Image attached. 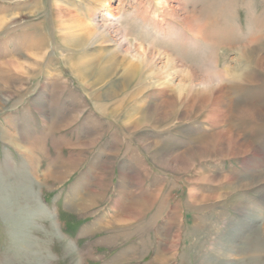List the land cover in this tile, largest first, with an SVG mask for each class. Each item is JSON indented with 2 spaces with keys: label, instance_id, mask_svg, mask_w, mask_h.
Instances as JSON below:
<instances>
[{
  "label": "rangeland",
  "instance_id": "374dc122",
  "mask_svg": "<svg viewBox=\"0 0 264 264\" xmlns=\"http://www.w3.org/2000/svg\"><path fill=\"white\" fill-rule=\"evenodd\" d=\"M63 1L68 22L96 26L85 51L91 92L65 66L64 35L78 29L58 20L55 2L0 0V264H264V120L235 117L239 107L264 108V71L242 52L264 54V0ZM109 30L113 41L102 39ZM134 48L170 55L196 76L190 105L138 121L135 134L122 119L175 97L180 75L167 77L166 59L144 63ZM113 54L122 67L109 83L101 65ZM214 72L236 77L223 83L226 121L252 153L211 148L190 173L161 167L153 152L196 150L221 130L205 116L221 101L202 105ZM104 85L124 90L93 102ZM202 171L258 184L231 196L226 184L192 182Z\"/></svg>",
  "mask_w": 264,
  "mask_h": 264
},
{
  "label": "bare ground",
  "instance_id": "6f19581e",
  "mask_svg": "<svg viewBox=\"0 0 264 264\" xmlns=\"http://www.w3.org/2000/svg\"><path fill=\"white\" fill-rule=\"evenodd\" d=\"M52 1L55 2L53 6L56 7L55 11H56V14H57L56 17H58V20L60 22H62L63 25L67 26V29H71V30H73V29L77 30L78 29L77 35H74V34L64 35V39H65L64 48L67 50V52H70V53H68L67 57H65V60H64L65 66L69 70L70 74L75 77V79L80 84V86L82 88L86 89L88 92H91L93 88L98 87V84L95 83L90 77L91 76V69H90L91 66H90V63L88 61V58L86 57L85 51L87 50V47H89L93 43L92 33H93V31L95 33L96 26L93 24V22L86 21L84 16L78 17V15H76L78 17L77 20L73 19V21L68 22L66 20V18L69 19L72 15L70 13V9L67 7L68 6L67 3L65 4L63 0H52ZM102 2L104 4L106 3V1L99 0V4H101ZM169 2H170V0H164L163 2H161V5L162 6L166 5V7L169 8L168 7ZM171 8H173V7H171ZM89 12H90L89 13L90 14L89 20H91L93 18V16L96 14V12H93V11H89ZM73 17H75V16H72V18ZM65 21H67V22H65ZM1 23H2V20H0V25H1ZM200 29H202L201 24H200ZM250 30H252V28ZM261 37L262 36H260V38ZM102 39H104L105 41L112 39V41H113V36L111 34V31L109 30L107 34L103 33ZM118 47H119V45H118ZM120 49H121V47H120ZM119 52H120V50H119ZM133 52L136 54H139V56L143 59L144 63L145 62H148L149 64L151 62L154 63L155 57H159V60H161L162 58L166 59L167 60L166 69L169 70V72H168L169 75L167 77L174 75L173 73L178 74V76L180 75V82L178 85V89L176 88L177 90L175 91L176 92L175 97H169L167 102H164L165 100L163 99L164 101L162 102V104L160 103L161 104L160 107L152 113H151V111L148 112L149 109L147 111L140 113V118L138 120H133V118L136 117L137 114H135L133 116H130V115L127 116L126 115L122 119L123 126L128 130V132H132L133 134H135L138 130V125H137L138 121H140L139 124L141 123V125L147 124L149 121L153 120L154 114L158 113V112L160 114H161V112L164 113V117L166 116L164 119L166 120V119H168V117L172 114V112L179 105H183V104L187 105V103L191 99L194 98L193 94L195 93V91H194L193 85H194V79L196 78V76L193 73H191L189 70L187 71L184 68H180L181 66L177 65L171 59H168V57H170V55L167 58L166 57L164 58L162 55H160V53L155 54V53L147 51L146 49L140 50L138 48H134ZM242 52L244 53V55H246L248 57V59H250L254 63V65H256L258 68H260L264 71V54H263V48L262 47H252V48H246L245 47L242 49ZM154 65H155V63H154ZM121 67H122V63L117 62V56H115V54L107 57L104 60L103 65H101L103 78L105 80L110 79L109 83L114 81V77H116L115 73L118 72ZM165 73H166V71H165ZM214 73H215V75L218 76V77H215V80H214V82L216 84L212 85L210 88L204 90V92L206 94H205L203 100L205 102H203L202 105L204 107L207 104V102H211L214 99L216 101H218V100L221 101V103L219 102L220 104L218 103V105H216L215 107L213 106V108L210 109V111L208 110L206 115H205L207 117V119H209L210 122L213 123V127L215 125H218L217 128L221 129V130L217 134L214 133L215 136H213L212 141H210L211 143L207 144L205 142L206 145L204 144V146H202L201 148H198V149L192 150V151H184L183 152L180 150H176V152H174V153H167L166 154L163 152L155 151L158 148L157 144L154 145V147L146 146L148 151H152V150L155 151V152L152 151L154 153L153 154L154 161H158V163L160 164L161 167L168 169V170H172L173 172L175 171L177 173H187V172L190 173L194 167L199 168L204 163L205 160L213 158V155L211 153V148L213 150H215V152L217 154H219L220 156L225 157V158L226 157L237 158V157L245 156L250 152L252 153L253 145L251 143H249L248 141H246L243 137H241V135L237 131H235L237 129V127L234 130L232 127L233 125L227 124V121H226V118L229 115V111L231 113V107H233V105L225 97L224 91H226V89H228V87L227 86L225 87V85H223V83L225 82V79L235 80L236 77H234V76L232 77L231 75L222 76L216 72H214ZM151 74H152V72H151ZM153 79H154V76H153ZM157 80L159 81V79H157ZM162 83H164V82L162 81ZM143 84H146V83H143ZM146 85H148V84H146ZM104 86H106L104 88V90L99 89L97 92L91 93L90 98H91V100H93V102L96 100L107 101V102L110 101L111 102L112 100H110V99L118 97V93H117L118 90H120V91L124 90V89H122L121 86H118V87L114 88V90L112 88H110L111 91H107V87L109 88L111 86H108V85H104ZM200 93L202 94V92H200ZM199 100L201 102L203 101L202 99H199ZM120 101H121V98H120ZM112 102H115V101H112ZM116 102H118V100ZM165 104H167L169 106L166 109H165ZM120 106H122V105H120ZM103 109H104V107H103ZM115 110H116V108H115ZM104 111L106 112V110H104ZM235 117L236 118L242 117L245 119H253V120L262 121V120H264V108H257V107L248 106V105L244 106V107H239V110H238ZM230 119H232V118H230ZM152 123H153V121H152ZM156 126H158V125H156ZM260 172H262V171H260ZM260 175H262V174H260ZM194 177L195 178H194V180H192V182H195V183L206 182L209 184H226V185H228V190H231L230 191V193L232 194L231 196H233L234 194H237L238 192L242 193V191H244L245 189L254 188L259 182L264 181V177H261L259 179L258 183H255L253 181L252 182L247 181L244 183H238L235 180L233 181L232 178L225 177V176H216L210 172L206 173L205 171L199 172L198 174H194ZM195 195H197V194L195 191H193L192 196L194 197ZM23 199L25 200V198H23ZM204 199H206V198L204 197ZM236 200H237V198H234V201H236ZM27 202H28V200H27ZM245 259H246V257H245ZM200 264H220V262H217L215 260H212V261L211 260H202L200 262Z\"/></svg>",
  "mask_w": 264,
  "mask_h": 264
}]
</instances>
